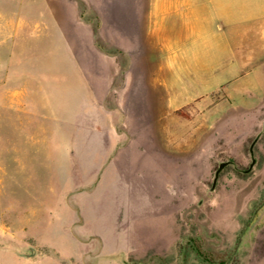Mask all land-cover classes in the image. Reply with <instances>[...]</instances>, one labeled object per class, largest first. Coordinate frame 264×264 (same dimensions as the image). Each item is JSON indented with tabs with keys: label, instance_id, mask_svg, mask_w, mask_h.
Returning <instances> with one entry per match:
<instances>
[{
	"label": "rangeland",
	"instance_id": "rangeland-1",
	"mask_svg": "<svg viewBox=\"0 0 264 264\" xmlns=\"http://www.w3.org/2000/svg\"><path fill=\"white\" fill-rule=\"evenodd\" d=\"M133 2L0 0V264H264V61L169 70Z\"/></svg>",
	"mask_w": 264,
	"mask_h": 264
},
{
	"label": "crops",
	"instance_id": "crops-1",
	"mask_svg": "<svg viewBox=\"0 0 264 264\" xmlns=\"http://www.w3.org/2000/svg\"><path fill=\"white\" fill-rule=\"evenodd\" d=\"M144 1L135 0L132 10H128L132 20L128 23L127 40L134 44L135 53L140 50L149 20L150 30L159 34L157 52L168 60L169 70L171 60L180 55L196 56L199 42L209 47L215 38H222L226 49L238 53L248 66L261 67L264 0H152L148 6Z\"/></svg>",
	"mask_w": 264,
	"mask_h": 264
},
{
	"label": "water",
	"instance_id": "water-1",
	"mask_svg": "<svg viewBox=\"0 0 264 264\" xmlns=\"http://www.w3.org/2000/svg\"><path fill=\"white\" fill-rule=\"evenodd\" d=\"M258 138L259 137H257L256 140L254 141V143L252 144L251 150H250L252 153V156H253V162H252L249 169L243 171L244 173H250L251 170L253 169V167L255 166L256 162H257V159L254 157V145L256 144ZM229 165H234L235 167H237V164L234 160H228V161L220 162L219 167H218L216 174H215L214 184H213L212 190H214L216 188L222 171ZM34 254H35V251L32 250V255L30 257H33Z\"/></svg>",
	"mask_w": 264,
	"mask_h": 264
},
{
	"label": "bare ground",
	"instance_id": "bare-ground-1",
	"mask_svg": "<svg viewBox=\"0 0 264 264\" xmlns=\"http://www.w3.org/2000/svg\"><path fill=\"white\" fill-rule=\"evenodd\" d=\"M138 118H139V117H138ZM138 118H137V119H138ZM140 134H142V132H141ZM143 138H145V135H144ZM145 150H146V149H145ZM153 156H154V155H153ZM191 156H192V154H191ZM194 156H195V155H194ZM177 158H178V157H177ZM180 158H181V157H179V159H180ZM175 160H176V159H175ZM182 160H183V159H182ZM186 161H187V160H186ZM123 162H124V161H123ZM123 162H122V163H123ZM123 164H124V163H123ZM119 168H120V167H119ZM119 172H120V171H119ZM118 174H119V173H117V175H118ZM132 174H133V173H132ZM174 174H175V173H174ZM117 175H116V176H117ZM143 175H144V174H143ZM146 175H147V174H146ZM170 175H171V174H170ZM117 177H118V176H117ZM142 177H143V176H142ZM142 177H141V178H142ZM172 178H174V177H172ZM118 179H119V178H118ZM137 179H138V181H139V178H137ZM131 180H133V179H131ZM151 181H152V179H151ZM152 182H153V181H152ZM167 182H169V181H167ZM159 183H160V182H159ZM170 183H171V182H170ZM174 183H175V182H174ZM176 183H177V181H176ZM171 184H172V183H171ZM123 185H124V184H123ZM130 185H131V184H130ZM145 185H146V184H145ZM157 185H158V184H157ZM168 185H169V184H168ZM132 186H133V185H132ZM146 186H147V185H146ZM158 187H159V185H158ZM160 187H161V186H160ZM176 187H177V186H176ZM122 188H123V187H122ZM171 188H172V187H171ZM159 190H160V189H159ZM175 190H176V189H175ZM120 191H121V189H120ZM168 191H169V190H168ZM168 191H167V192H168ZM170 191H171V190H170ZM172 191H173V190H172ZM130 192H131V191H130ZM155 193H156V192H155ZM155 193H153V194H155ZM165 195H167V194H165ZM168 195H169V194H168ZM168 195H167V196H168ZM172 195H173V194H172ZM169 196H171V195H169ZM157 197H158V196H157ZM162 197H163V196H162ZM160 201H161V200H160ZM171 201H172V198H171ZM157 202L159 203V201H157ZM173 202H174V201H173ZM160 204H162V203H160ZM161 207H162V206H161Z\"/></svg>",
	"mask_w": 264,
	"mask_h": 264
}]
</instances>
